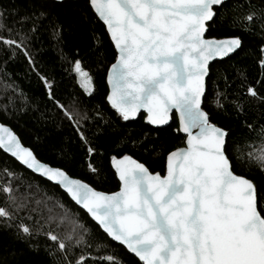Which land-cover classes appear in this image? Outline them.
<instances>
[{"label": "snow or ice", "instance_id": "6c2138e0", "mask_svg": "<svg viewBox=\"0 0 264 264\" xmlns=\"http://www.w3.org/2000/svg\"><path fill=\"white\" fill-rule=\"evenodd\" d=\"M217 17L228 33L205 38ZM95 22L115 50L104 77V103L114 118L102 104L89 108L79 95L58 98L55 77L37 60L68 63L72 34ZM91 32L99 62L104 41L94 27ZM247 37L257 40L264 68V0H0V91L7 101L0 113H31L30 119L43 124L58 118L57 127L66 121L86 147L89 173L103 171L94 159L99 155L119 181L116 192L98 191L42 162L0 123V149L64 194L48 195L7 165L0 168L2 250L8 252L2 243L7 239L43 255L46 264H126L110 247L115 243L135 258L132 264H264V196L250 174L253 167L264 174V148L244 154L245 141L264 140V78L250 80L245 69L229 65L213 82L217 110L241 120L239 129L213 122L202 107L210 61L223 62L238 51L247 55ZM72 47L70 72L91 97L94 78L83 67L80 45ZM21 59L43 84L44 111L7 70ZM141 110L154 141L161 140L174 110L175 132L186 135V147L166 151L163 140L145 146L147 134L134 138L123 122L135 121ZM97 138L114 144L112 155L97 152L103 147ZM129 144L145 152L158 147L164 174L129 154ZM17 251L13 247L9 255ZM0 264L11 262L0 256Z\"/></svg>", "mask_w": 264, "mask_h": 264}, {"label": "trees", "instance_id": "16d2710c", "mask_svg": "<svg viewBox=\"0 0 264 264\" xmlns=\"http://www.w3.org/2000/svg\"><path fill=\"white\" fill-rule=\"evenodd\" d=\"M80 2L83 3V0H80ZM93 27L104 41V46L100 49V52L105 53V57L99 62L98 53L93 51L95 42L89 39ZM228 31L229 29L227 26L220 25L219 17H217L215 22H210L209 31L206 36L223 38ZM257 43L258 42L254 37H247L245 41L246 49H248L247 55H245L243 51H238L236 54L231 55V58H225L223 62L215 61L211 64V74L206 77L207 94L206 97L203 98L202 107L205 111H208L213 115V122L222 124L226 128L233 130L239 129L241 120L236 119L234 114L231 115L230 118L225 112L217 110L214 101V89L216 88V85L213 82L217 81L218 73H222L223 69L229 65L245 69L247 77L250 80H260L261 78H264V68L260 66L257 57ZM73 44H79L82 48L81 57L83 59V67L94 78L96 91L91 97L84 96L82 89H80L77 83L76 76L70 72V61L73 59L72 53L75 51V48L72 47ZM67 51L69 53V62L64 63L63 65L59 61H57L55 65L49 64L46 62L45 56H37V60L42 61L40 67H42L43 72L47 73L50 79L55 77L57 82L55 87L58 98L67 96L69 93L79 95L85 100L89 108L93 105L102 104L105 113L114 118V112H111L110 107L104 103V97L107 93V84L104 77L107 73V65L114 62L115 50L108 40L102 24L99 22L88 23L84 25V30L72 34ZM48 55H51V53H48ZM7 70L14 73L12 79L16 81L26 94L33 98V103L38 104L41 111H44L45 105L43 99H46L45 89L36 74L28 71L27 66L22 59L15 64H10ZM232 75H235L234 69ZM236 86L238 85H234V87ZM0 89H2V85H0ZM6 102L3 92L0 91V107ZM63 102L65 104L68 103L67 100H64ZM47 107L51 108V105H48ZM30 116L31 113H29L28 116H25L22 113L15 116L0 113V122L10 126L18 135L21 142L33 150L41 161L49 163L52 166L64 168L69 175L82 179L97 190L113 192L119 188V181L115 177L114 171L111 169L106 158L101 160L99 155L94 158L97 162L103 164V171H101L99 176H94L89 173L86 162V147L82 146L78 136L66 121L60 127H57V124H60L58 118L50 121L48 124H43L30 119ZM144 116L145 115L141 113L135 121L123 122V124L129 132L134 135V138H143L147 134L148 138L144 141L145 146L153 143L159 146L161 140H163L168 146L166 151H170L184 145L185 136L181 133L175 132V129L178 128V122L175 115L172 116L170 123L163 128L161 140L155 141L153 140L155 131L152 126L145 123ZM94 130L95 129H93V131ZM89 135H91V133H89ZM97 143L103 145V147L97 149L98 153L101 151H107L109 156L113 154L110 149L114 147V144L106 142L103 138H97ZM244 143L245 156H247L250 149L254 151L256 149L264 148V140L258 139L245 141ZM128 149H131L129 154L133 155L134 158L139 159L141 162H145L152 172L164 174L162 161L156 158L157 152L159 151L158 147L156 152H145L144 147L133 148L132 145L129 144L125 150L127 151ZM5 165L22 175L26 182L38 184L41 192L47 190L48 195H52L53 192L64 195L62 190L57 186L52 185L49 181L26 170L16 160L9 157L0 149V168H3ZM238 174L243 173L238 172ZM250 174L260 186L261 195L264 196V174H259L256 167L252 168ZM64 198L69 205L73 207L74 211H81L78 207L74 206L66 196ZM261 203L264 204V199H262ZM81 215L85 214L81 212ZM85 219H87L86 215ZM2 243L8 245V252H4L2 247H0V256L8 257L11 264H46L43 255L34 254L24 248L23 245L9 244L7 239H4ZM13 247L18 249L14 258L9 255ZM110 247L113 251L119 253V255L126 261V264H132L135 260L134 257L127 254L122 246L112 243ZM103 254L104 253H100V255Z\"/></svg>", "mask_w": 264, "mask_h": 264}, {"label": "water", "instance_id": "95a60500", "mask_svg": "<svg viewBox=\"0 0 264 264\" xmlns=\"http://www.w3.org/2000/svg\"><path fill=\"white\" fill-rule=\"evenodd\" d=\"M205 38H213V37H207V36H205ZM219 39V38H218ZM215 61H219V60H214V61H210V65L212 64V63H214ZM141 113H143L144 115H145V113L143 112V110H141V112L140 113H138V116H139V114H141ZM171 115V119H172V116L173 115H175L176 116V119H177V122H178V117H177V115L175 114V112H174V110H173V112L170 114ZM171 119H170V121H171ZM144 121H145V119H144ZM170 121H169V123H170ZM0 123H2V122H0ZM146 123V122H145ZM4 124V123H3ZM6 125V124H5ZM7 127H9V128H11L10 126H8V125H6ZM178 126H179V124H178ZM165 127V126H164ZM12 129V128H11ZM13 131V130H12ZM14 132V131H13ZM15 133V132H14ZM16 134V133H15ZM183 136H185V140H186V135L185 134H183V133H181ZM17 135V134H16ZM17 137H18V135H17ZM19 138V137H18ZM19 140H20V138H19ZM184 140V141H185ZM20 142H21V140H20ZM21 144L24 146V147H27V148H29L28 146H25L22 142H21ZM182 147H186V144L184 143V145H182V146H180V147H178V148H182ZM2 150V149H1ZM3 151V150H2ZM4 152V151H3ZM5 153V152H4ZM6 154V153H5ZM9 157H11L10 156V154H7ZM11 158H13V157H11ZM14 160H15V158H13ZM18 162V161H17ZM43 162V161H42ZM19 163V162H18ZM46 163V162H45ZM20 164V163H19ZM21 165V164H20ZM21 166H23V165H21ZM26 170H28V171H30L31 173H33L31 170H29V169H27L25 166H23ZM155 173V172H154ZM33 174H35L36 176H39V177H41L39 174H36V173H33ZM161 175H163V174H161ZM71 176V175H70ZM71 177H73V178H77V179H80V178H78V177H75V176H71ZM41 178H43V177H41ZM43 179H45L46 180V178H43ZM82 180V179H81ZM51 183V182H50ZM91 186V185H90ZM97 190V189H96ZM119 190V188L116 190V191H118ZM98 191H101V190H98ZM116 191H113V192H116ZM104 192V191H103ZM106 193H111V192H106Z\"/></svg>", "mask_w": 264, "mask_h": 264}]
</instances>
